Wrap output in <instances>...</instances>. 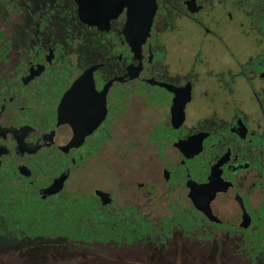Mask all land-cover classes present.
Segmentation results:
<instances>
[{
  "label": "flooded vegetation",
  "instance_id": "flooded-vegetation-1",
  "mask_svg": "<svg viewBox=\"0 0 264 264\" xmlns=\"http://www.w3.org/2000/svg\"><path fill=\"white\" fill-rule=\"evenodd\" d=\"M146 1L0 0V170L124 219L135 251L221 237L264 264V0ZM219 161L209 219L189 195Z\"/></svg>",
  "mask_w": 264,
  "mask_h": 264
},
{
  "label": "rangeland",
  "instance_id": "rangeland-1",
  "mask_svg": "<svg viewBox=\"0 0 264 264\" xmlns=\"http://www.w3.org/2000/svg\"><path fill=\"white\" fill-rule=\"evenodd\" d=\"M104 173L98 179L102 186L111 183V176H105ZM77 185L78 181L71 184L67 188L68 193ZM85 223L80 221V224ZM120 240L123 242L121 246L110 247L111 243L108 242L111 238L106 243L86 244L81 239L74 241L60 237H22L17 232L2 229L0 264H227V250L238 251L235 242L230 245L229 241L226 242L221 237L215 240L200 239L188 247L174 241L168 247L157 245L153 248V244L148 243L152 248H145L143 242H140L138 251L132 247L136 245V241L130 242L125 237Z\"/></svg>",
  "mask_w": 264,
  "mask_h": 264
},
{
  "label": "trees",
  "instance_id": "trees-1",
  "mask_svg": "<svg viewBox=\"0 0 264 264\" xmlns=\"http://www.w3.org/2000/svg\"><path fill=\"white\" fill-rule=\"evenodd\" d=\"M36 186L30 179L14 175L8 168L0 170V234L5 229L11 233L17 232L22 237H60L74 241L81 239L86 244L106 243L111 238L108 242L111 243L110 247L121 246L123 242L120 239L124 237L130 242L134 241L129 235L128 222L124 219L119 223L111 218L103 219L96 208L88 206L84 221L79 218V206L74 207L68 201L49 206L48 200L37 191ZM73 198L71 202L78 204L79 198ZM101 220L106 223L101 224ZM80 221L86 223L80 224ZM137 241L143 242V239Z\"/></svg>",
  "mask_w": 264,
  "mask_h": 264
},
{
  "label": "water",
  "instance_id": "water-1",
  "mask_svg": "<svg viewBox=\"0 0 264 264\" xmlns=\"http://www.w3.org/2000/svg\"><path fill=\"white\" fill-rule=\"evenodd\" d=\"M77 2V7H78V12H84L83 9H86V7L88 8L90 6L88 0H76ZM152 0H147L146 1V5L149 7L151 5ZM95 3V2H92ZM61 148H63V144H58ZM222 162L219 161L218 164L216 166H214V168L211 171V175L208 178V183L204 184V185H199L196 186V188L191 189L193 190L195 193L199 194L198 199L195 198V196H191V194L189 195L190 198L192 199L194 206L196 207V209H198V211L202 212L205 216H207L209 219H211V215H210V210L208 207V202H209V195L211 192H213V190L215 189V187L217 186H229L230 184L228 183H223L220 178H219V172L217 171L218 166L221 164ZM68 178V173H63L59 178H57L56 180L53 181V183L46 188V190L44 191V195L45 196H49V195H56L58 192H60L63 189V185L64 182L67 180ZM104 199H109L108 195H102ZM239 200L236 199V202H238ZM243 213L242 217H244V222L242 224H235L233 223L234 218L236 217L235 215V211L229 216V218L226 220V224L230 225V226H239L240 228H246L248 226L249 223V218ZM246 218V219H245Z\"/></svg>",
  "mask_w": 264,
  "mask_h": 264
}]
</instances>
